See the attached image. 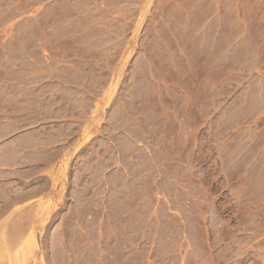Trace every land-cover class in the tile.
Here are the masks:
<instances>
[{
  "label": "rangeland",
  "instance_id": "obj_1",
  "mask_svg": "<svg viewBox=\"0 0 264 264\" xmlns=\"http://www.w3.org/2000/svg\"><path fill=\"white\" fill-rule=\"evenodd\" d=\"M0 264H264V0H0Z\"/></svg>",
  "mask_w": 264,
  "mask_h": 264
}]
</instances>
